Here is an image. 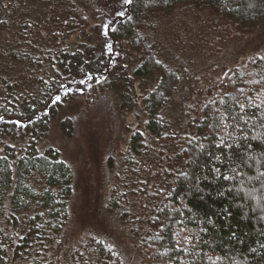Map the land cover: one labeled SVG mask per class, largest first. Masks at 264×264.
Segmentation results:
<instances>
[{"label": "trees", "instance_id": "trees-1", "mask_svg": "<svg viewBox=\"0 0 264 264\" xmlns=\"http://www.w3.org/2000/svg\"><path fill=\"white\" fill-rule=\"evenodd\" d=\"M42 1L67 6L58 22L64 30L84 31L88 16L70 0ZM185 5L209 7L241 28L264 22V0H131L129 15L117 21L112 35L121 51L139 57L137 65L130 64L133 78L158 76L159 81L143 96L145 130L131 134L124 174L139 171L136 165L149 151V138L159 144L173 138L165 108L179 84V70L159 58L142 29L154 12ZM8 10L0 8V31L8 27ZM24 44L32 45L30 40ZM8 52L0 49V54ZM94 53L93 45L82 41L49 51V74L40 88L15 90L7 78L0 81L9 88L0 99V139L27 138L21 153L11 144L0 149V263L11 256L16 261L21 257L23 264H46L38 258L48 255L68 224L72 167L53 147L39 151L37 139L71 95L61 92L62 87L81 85L87 76L104 70V54ZM9 56L11 61L32 62L26 49ZM96 84L106 85L103 79ZM57 92L61 99L46 110ZM176 159L171 178L151 193L157 207L141 241L150 264H264V51L217 81L200 119L178 136ZM121 199L114 194L109 210L118 209ZM89 240L100 259L118 260L113 246Z\"/></svg>", "mask_w": 264, "mask_h": 264}, {"label": "rangeland", "instance_id": "rangeland-1", "mask_svg": "<svg viewBox=\"0 0 264 264\" xmlns=\"http://www.w3.org/2000/svg\"><path fill=\"white\" fill-rule=\"evenodd\" d=\"M70 2L88 16L82 33H72L59 26L66 5L42 0H0V8L9 9L8 27L0 31V49L9 51L0 54V81L7 78L15 84V90L40 88L41 79L49 74L46 55L53 49L79 45L82 41L93 45L94 55L104 54L103 71L87 76L81 85L62 87L61 92L71 95L58 108L47 132L37 139L39 151L53 147L60 159L70 164L74 174L68 224L48 255L38 260H46V264H150L141 241L151 229L157 207L151 193L171 178L178 163V136L200 119L202 105L217 81L264 51V22L241 28L209 7L193 5L179 6L168 13L156 11L150 16L142 32L155 46L159 58L180 74L179 84L165 108L173 138L165 144L149 138V151L141 157L142 164L136 165L139 171L124 174L123 162L129 153L131 134L137 129L145 130L143 96L155 87L159 77L133 78L131 65H137L139 57L130 51L122 52L112 35L117 21L129 15L130 3L125 0ZM27 40L31 46L24 44ZM24 49L32 62L11 61L10 52L20 55ZM100 79L106 85L98 88L96 83ZM7 90V84L2 83L0 99ZM61 92L52 96L46 110L61 99ZM15 122L26 123L22 119ZM26 143L27 138L3 137L0 149L11 144L21 153ZM114 194L122 195V199L113 212L108 207ZM92 238L113 246L118 260L100 259L89 245ZM24 255L32 257L30 253ZM22 262L21 257L16 261L9 256L0 264L26 261Z\"/></svg>", "mask_w": 264, "mask_h": 264}, {"label": "snow or ice", "instance_id": "snow-or-ice-1", "mask_svg": "<svg viewBox=\"0 0 264 264\" xmlns=\"http://www.w3.org/2000/svg\"><path fill=\"white\" fill-rule=\"evenodd\" d=\"M125 3H131V0H125ZM121 15L123 14V13H120ZM81 83H83V81H81ZM60 99V97H57V100H59Z\"/></svg>", "mask_w": 264, "mask_h": 264}]
</instances>
